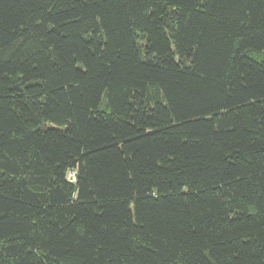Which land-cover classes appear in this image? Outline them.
I'll return each instance as SVG.
<instances>
[{"label":"trees","instance_id":"1","mask_svg":"<svg viewBox=\"0 0 264 264\" xmlns=\"http://www.w3.org/2000/svg\"><path fill=\"white\" fill-rule=\"evenodd\" d=\"M0 264H264V0H0Z\"/></svg>","mask_w":264,"mask_h":264}]
</instances>
